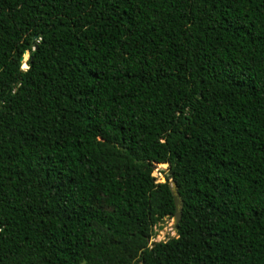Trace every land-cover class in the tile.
I'll list each match as a JSON object with an SVG mask.
<instances>
[{
    "label": "trees",
    "instance_id": "trees-1",
    "mask_svg": "<svg viewBox=\"0 0 264 264\" xmlns=\"http://www.w3.org/2000/svg\"><path fill=\"white\" fill-rule=\"evenodd\" d=\"M81 263L264 264V0H0V264Z\"/></svg>",
    "mask_w": 264,
    "mask_h": 264
},
{
    "label": "rangeland",
    "instance_id": "rangeland-1",
    "mask_svg": "<svg viewBox=\"0 0 264 264\" xmlns=\"http://www.w3.org/2000/svg\"><path fill=\"white\" fill-rule=\"evenodd\" d=\"M25 55V57H24ZM28 52H25L22 57V67H26L25 61L28 58ZM169 174V169H168V163L162 164L158 163L154 165L152 175L155 177L157 181H165L167 175ZM171 186L173 185L171 179H169ZM154 232L155 234L153 235L152 239L150 242L154 241H159V240H164L167 239L169 236H174L176 235V230L174 227V221L172 217H165L161 221H159L155 226H154ZM84 264V263H81Z\"/></svg>",
    "mask_w": 264,
    "mask_h": 264
},
{
    "label": "water",
    "instance_id": "water-1",
    "mask_svg": "<svg viewBox=\"0 0 264 264\" xmlns=\"http://www.w3.org/2000/svg\"><path fill=\"white\" fill-rule=\"evenodd\" d=\"M155 164L158 163H154V165ZM171 193L173 196L174 208H175V212L172 218L174 221V225H176L181 217V198H180V194L178 193V187L177 185H175V183H173L171 187Z\"/></svg>",
    "mask_w": 264,
    "mask_h": 264
},
{
    "label": "bare ground",
    "instance_id": "bare-ground-1",
    "mask_svg": "<svg viewBox=\"0 0 264 264\" xmlns=\"http://www.w3.org/2000/svg\"><path fill=\"white\" fill-rule=\"evenodd\" d=\"M25 56V55H24Z\"/></svg>",
    "mask_w": 264,
    "mask_h": 264
}]
</instances>
